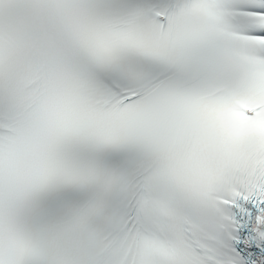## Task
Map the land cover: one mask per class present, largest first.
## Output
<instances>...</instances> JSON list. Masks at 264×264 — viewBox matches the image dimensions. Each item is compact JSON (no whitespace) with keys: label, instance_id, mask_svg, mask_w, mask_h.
Wrapping results in <instances>:
<instances>
[{"label":"snow or ice","instance_id":"1","mask_svg":"<svg viewBox=\"0 0 264 264\" xmlns=\"http://www.w3.org/2000/svg\"><path fill=\"white\" fill-rule=\"evenodd\" d=\"M0 264H264V0H0Z\"/></svg>","mask_w":264,"mask_h":264}]
</instances>
